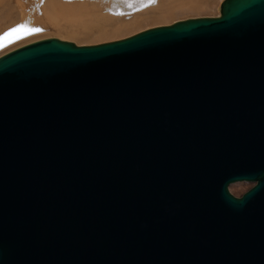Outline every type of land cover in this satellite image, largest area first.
<instances>
[{
	"label": "water",
	"instance_id": "obj_1",
	"mask_svg": "<svg viewBox=\"0 0 264 264\" xmlns=\"http://www.w3.org/2000/svg\"><path fill=\"white\" fill-rule=\"evenodd\" d=\"M0 264H264V0L0 56Z\"/></svg>",
	"mask_w": 264,
	"mask_h": 264
},
{
	"label": "rangeland",
	"instance_id": "obj_2",
	"mask_svg": "<svg viewBox=\"0 0 264 264\" xmlns=\"http://www.w3.org/2000/svg\"><path fill=\"white\" fill-rule=\"evenodd\" d=\"M223 1L0 0V56L51 37L77 45H95L180 20L214 17L220 15ZM25 23L42 31L11 32ZM252 186L251 182H236L229 189L235 196H241Z\"/></svg>",
	"mask_w": 264,
	"mask_h": 264
},
{
	"label": "snow or ice",
	"instance_id": "obj_3",
	"mask_svg": "<svg viewBox=\"0 0 264 264\" xmlns=\"http://www.w3.org/2000/svg\"><path fill=\"white\" fill-rule=\"evenodd\" d=\"M21 29H25V30H27L29 33H30V32H39V31H42V29H40V28H35V29L29 28L28 24L25 23V24H21V25H19V26L16 27V28H13V29L11 30V32H18V31H20ZM9 34H11V33H6V35H9Z\"/></svg>",
	"mask_w": 264,
	"mask_h": 264
},
{
	"label": "bare ground",
	"instance_id": "obj_4",
	"mask_svg": "<svg viewBox=\"0 0 264 264\" xmlns=\"http://www.w3.org/2000/svg\"><path fill=\"white\" fill-rule=\"evenodd\" d=\"M11 52V51H10ZM9 53V52H8ZM7 54V53H6Z\"/></svg>",
	"mask_w": 264,
	"mask_h": 264
}]
</instances>
